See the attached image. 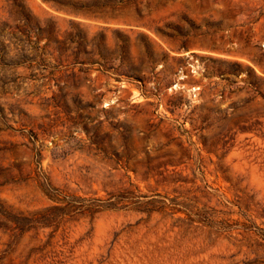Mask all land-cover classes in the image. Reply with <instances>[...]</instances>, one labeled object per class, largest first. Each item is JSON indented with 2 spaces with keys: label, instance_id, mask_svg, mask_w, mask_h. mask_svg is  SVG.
<instances>
[{
  "label": "rangeland",
  "instance_id": "1",
  "mask_svg": "<svg viewBox=\"0 0 264 264\" xmlns=\"http://www.w3.org/2000/svg\"><path fill=\"white\" fill-rule=\"evenodd\" d=\"M0 264H264V0H0Z\"/></svg>",
  "mask_w": 264,
  "mask_h": 264
}]
</instances>
